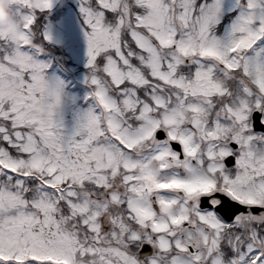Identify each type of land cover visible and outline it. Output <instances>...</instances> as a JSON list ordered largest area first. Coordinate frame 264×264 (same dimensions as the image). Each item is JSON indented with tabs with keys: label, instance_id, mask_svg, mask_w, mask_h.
Instances as JSON below:
<instances>
[{
	"label": "snow or ice",
	"instance_id": "obj_1",
	"mask_svg": "<svg viewBox=\"0 0 264 264\" xmlns=\"http://www.w3.org/2000/svg\"><path fill=\"white\" fill-rule=\"evenodd\" d=\"M0 264H264V0H0Z\"/></svg>",
	"mask_w": 264,
	"mask_h": 264
}]
</instances>
